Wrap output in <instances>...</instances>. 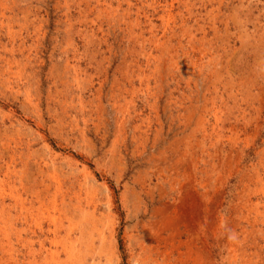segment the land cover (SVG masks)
Here are the masks:
<instances>
[{"label":"rangeland","instance_id":"374dc122","mask_svg":"<svg viewBox=\"0 0 264 264\" xmlns=\"http://www.w3.org/2000/svg\"><path fill=\"white\" fill-rule=\"evenodd\" d=\"M0 214L3 264H264V0H0Z\"/></svg>","mask_w":264,"mask_h":264},{"label":"bare ground","instance_id":"6f19581e","mask_svg":"<svg viewBox=\"0 0 264 264\" xmlns=\"http://www.w3.org/2000/svg\"><path fill=\"white\" fill-rule=\"evenodd\" d=\"M151 23V22H150ZM185 30V29H184ZM21 206H22V203H21ZM3 214V213H2ZM1 215V214H0ZM3 216V215H2ZM3 219V218H2ZM10 221V220H9ZM9 223V222H8ZM6 224V223H5ZM9 225V224H8ZM3 226V225H2ZM9 227V226H8ZM5 229V228H4ZM9 229V228H8ZM12 229V228H11ZM0 230H2L1 228H0ZM11 231V230H10ZM4 232V231H3ZM1 235V234H0ZM5 235V234H4ZM55 235V234H54ZM2 236H3V234H2ZM52 237H53V234H52ZM53 239V238H52ZM4 241V240H3ZM9 241V240H8ZM3 244V243H2ZM1 246V245H0ZM76 246V245H75ZM7 248V247H6ZM68 248V247H67ZM64 250V249H63ZM10 251V250H9ZM64 252V251H63ZM71 253V252H70ZM66 255V254H65ZM71 255H72V253H71ZM57 256V255H56ZM11 257V256H10ZM12 257H13V255H12ZM72 260V259H71ZM3 262V261H2ZM5 262V261H4ZM9 262V261H8ZM65 262V261H64ZM1 263V262H0ZM57 263V262H56ZM1 264H3V263H1ZM6 264H7V262H6ZM86 264V263H85Z\"/></svg>","mask_w":264,"mask_h":264}]
</instances>
